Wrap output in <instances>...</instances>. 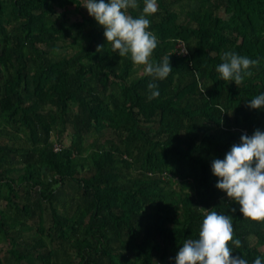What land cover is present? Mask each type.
<instances>
[{"label": "trees", "instance_id": "1", "mask_svg": "<svg viewBox=\"0 0 264 264\" xmlns=\"http://www.w3.org/2000/svg\"><path fill=\"white\" fill-rule=\"evenodd\" d=\"M85 3L0 0V264H175L211 210L231 217V255L264 264V221L211 171L264 131L246 106L264 93V0H157L162 80L112 52ZM227 51L259 61L239 85L216 71Z\"/></svg>", "mask_w": 264, "mask_h": 264}, {"label": "clouds", "instance_id": "2", "mask_svg": "<svg viewBox=\"0 0 264 264\" xmlns=\"http://www.w3.org/2000/svg\"><path fill=\"white\" fill-rule=\"evenodd\" d=\"M90 16L94 17L104 28L106 42L111 45L112 52L119 56L129 57L134 65L143 66L146 76L153 80L165 79L172 71L169 56L161 62L152 59V54L159 44V39L150 28L148 16L158 11L157 0H144L142 13L134 17L129 9L139 7L138 0H86L83 5ZM104 45H97L102 52ZM58 51V49H54ZM184 49L181 53H184ZM223 61L216 71L226 81H234L236 85L243 82L245 76H251L252 67L259 61L247 56L227 51L221 56ZM197 81L199 74L196 73ZM149 99L157 98L160 93L155 83L147 85ZM202 85L200 91L204 94ZM206 96V94H205ZM250 109L264 108V93L248 100ZM223 112V109H221ZM57 152L61 150H54ZM211 171L218 177L216 187L226 192L227 197L239 205V212L253 221H264V131L256 129L251 135L242 134L240 142L233 144L223 159L215 158L211 162ZM231 211L234 213L235 208ZM234 228L230 216L217 211H205L199 228V237L185 240L175 256V264H249L242 256H232L233 249L241 247V240L233 239ZM252 264H262L260 257Z\"/></svg>", "mask_w": 264, "mask_h": 264}, {"label": "built area", "instance_id": "3", "mask_svg": "<svg viewBox=\"0 0 264 264\" xmlns=\"http://www.w3.org/2000/svg\"><path fill=\"white\" fill-rule=\"evenodd\" d=\"M177 47H179L181 51H183L184 48H185V46L183 45L182 42L178 43V44H177ZM186 52H187V51H185V53H186ZM60 147H61V145H60L59 143H55V144H54V150H55V151L59 150Z\"/></svg>", "mask_w": 264, "mask_h": 264}, {"label": "rangeland", "instance_id": "4", "mask_svg": "<svg viewBox=\"0 0 264 264\" xmlns=\"http://www.w3.org/2000/svg\"><path fill=\"white\" fill-rule=\"evenodd\" d=\"M140 70H141V69H140ZM108 135H109V132H108V131H105L104 134H103L104 138L107 137ZM88 141H89L88 138H85V143H88ZM59 209H61V208L59 207ZM46 216H47V217L49 216V212L46 213ZM5 247H6V246L4 245V248H5ZM1 254H2V253H0V256H1Z\"/></svg>", "mask_w": 264, "mask_h": 264}]
</instances>
